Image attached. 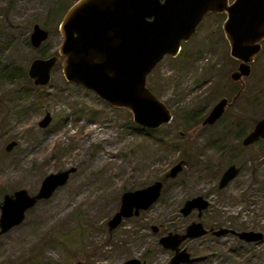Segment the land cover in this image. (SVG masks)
<instances>
[{
	"label": "rangeland",
	"instance_id": "1",
	"mask_svg": "<svg viewBox=\"0 0 264 264\" xmlns=\"http://www.w3.org/2000/svg\"><path fill=\"white\" fill-rule=\"evenodd\" d=\"M74 1L0 0V203L20 188L37 192L48 173L75 168L65 185L0 236V264H122L130 258L167 264L174 251L160 237L183 233L193 221H202L208 233L182 242L191 258L178 264H264V239L247 243L211 231L264 234V140L242 143L264 116V47L246 92L221 120L202 126L201 117L240 87L231 79L238 62L223 30L226 14L208 13L182 54L165 56L147 76L173 118L146 129L127 110L67 81L61 62L45 86L28 77L33 58L58 53V26ZM35 23L49 34L38 47L30 43ZM46 111L51 121L40 127ZM12 140L16 145L6 150ZM178 162L182 170L169 176ZM232 163L241 173L221 189ZM157 180L161 192L149 208L109 225L123 192ZM197 195L210 206L202 217L197 210L184 215L185 202Z\"/></svg>",
	"mask_w": 264,
	"mask_h": 264
},
{
	"label": "water",
	"instance_id": "2",
	"mask_svg": "<svg viewBox=\"0 0 264 264\" xmlns=\"http://www.w3.org/2000/svg\"><path fill=\"white\" fill-rule=\"evenodd\" d=\"M209 12L226 13L223 30L230 44V54L240 61L238 70L231 74L233 80H241L252 72L251 62L262 49L264 40V0H75L64 13L58 29L62 43L58 53L48 57L33 58L27 75L33 85L42 87L51 80V72L61 62L65 79L93 91L114 108H122L132 115L138 126L157 129L171 122L170 108L147 85V76L166 56H176L183 42L189 41ZM49 36L48 31L35 23L30 33L34 47ZM59 56L63 57L60 61ZM227 97L219 100L202 125L214 124L233 103ZM51 114L46 111L38 122L46 127ZM264 138V117L243 140L250 145ZM16 141H10V150ZM183 163L171 167L168 175L174 177L182 170ZM74 167L48 173L37 192L30 194L25 188L6 193L0 203V236L20 224L26 212L42 200L52 196L55 190L66 184ZM241 171L231 164L221 176L219 187L225 188ZM162 182L153 183L121 195L119 210L109 220L117 226L123 218L138 215L149 208L159 197ZM210 206L203 195L188 199L182 213L189 215L194 209L201 212ZM156 230V229H155ZM234 233L240 239L253 242L263 239L260 231H236L221 228L215 232L221 236ZM207 229L201 222L191 223L185 233H172L160 237L164 248L174 251L167 264L189 261L191 253L181 248L188 238L202 236ZM122 264H144L130 258Z\"/></svg>",
	"mask_w": 264,
	"mask_h": 264
},
{
	"label": "flooded vegetation",
	"instance_id": "3",
	"mask_svg": "<svg viewBox=\"0 0 264 264\" xmlns=\"http://www.w3.org/2000/svg\"><path fill=\"white\" fill-rule=\"evenodd\" d=\"M233 1V0H232ZM231 0H230V2H232ZM209 13H216V12H209ZM225 13V12H224ZM226 14V13H225ZM226 18H227V14H226ZM226 18H225V20H226ZM203 21V20H202ZM199 27V26H198ZM198 29V28H197ZM194 36V35H193ZM192 36V37H193ZM188 42V41H187ZM187 42H183L182 43V46H181V51H180V53H178L176 56H170V55H166V56H170V57H177V56H180L182 53V51H184L185 49V45H186V43ZM229 42V41H228ZM261 44H262V49H261V51L257 54V56L254 58V60L251 62V67H252V72H253V69H254V65H255V63H256V60H257V58H258V56L262 53V51H263V47H264V40L261 42ZM230 45V44H229ZM235 59V58H234ZM236 61L238 62V64H237V67H236V69L235 70H233L232 72H231V74L234 72V71H236V70H238V67H239V65H240V61L239 60H237L236 59ZM252 72H251V74H252ZM250 74V75H251ZM249 75V76H250ZM249 76H247V77H243L241 80H238V81H236V80H233L232 79V77H231V79L235 82V83H239V85H240V87H239V89L237 90V91H235V93L233 94V97H232V99H230V96H224V97H227L228 99H229V102H232L234 99H235V101L233 102V103H231V104H229L227 107H226V111H225V113L223 114V116L220 118V119H218L215 123H217L219 120H221L226 114H227V112L230 110V108L233 106V105H235V103L237 102V100L246 92V90H247V81H246V78H248ZM223 98V97H222ZM221 98V99H222ZM221 99H219V100H221ZM218 100V101H219ZM217 101V102H218ZM216 102V103H217ZM215 103V104H216ZM214 104V105H215ZM214 105L212 106V108L214 107ZM212 108L210 109V111L212 110ZM210 111L206 114V115H204V116H202L201 117V120H200V123L202 124L203 123V121L205 120V118L208 116V114L210 113ZM171 114H172V112H171ZM172 116H173V114H172ZM264 117V116H263ZM262 117V118H263ZM261 119V118H260ZM259 120V119H258ZM257 120V121H258ZM257 121L255 122V124H254V126H253V128L243 137V140H244V138L250 133V132H252L253 130H254V128H255V125H256V123H257ZM214 123V124H215ZM214 124H210V125H202V126H204V127H206V126H211V125H214ZM243 140H242V143H243ZM264 140V138H260V139H258L257 141H255L254 143H252V144H250V145H244V146H246V147H248V146H251V145H253V144H256V143H259L260 141H263ZM232 164H234V163H232ZM231 165V164H230ZM229 167V166H228ZM227 167V168H228ZM241 167V166H240ZM226 168V169H227ZM225 169V170H226ZM224 170V171H225ZM241 170H242V167H241ZM224 173V172H223ZM222 173V174H223ZM240 173H241V171H240ZM239 173V174H240ZM238 174V175H239ZM221 179V178H220ZM220 182V181H219ZM146 210V209H145ZM198 211V217H202V215H203V212L206 210H203L202 212L199 210V209H194L190 214H192L194 211ZM141 211V210H140ZM144 211V210H143ZM181 212H182V210H181ZM139 214H140V212H139ZM184 214V213H183ZM189 214V215H190ZM186 216H188V215H186ZM193 222H201V223H203L202 221H193ZM192 222V223H193ZM191 224V223H190ZM189 224V225H190ZM188 225V226H189ZM203 225H204V223H203ZM187 226V227H188ZM204 227L207 229V227L204 225ZM222 228H227V229H233V228H228V227H222ZM187 229V228H186ZM221 229V228H220ZM219 230V229H218ZM218 230H216L215 228H212L211 229V231H212V233H215L216 231H218ZM233 230H236V229H233ZM236 231H238V230H236ZM241 231H245V230H241ZM246 231H248V230H246ZM253 231H255V230H253ZM186 232V231H185ZM185 232H183V233H185ZM175 233H177V232H175ZM207 233H208V229H207ZM206 233V234H207ZM227 234H232V235H234V236H236V237H238L236 234H234V233H227ZM227 234H225V235H227ZM205 235V234H204ZM195 238V237H194ZM239 238V237H238ZM189 239V238H188ZM240 239V238H239ZM263 239H264V237H263ZM263 239H261V240H263ZM187 240V239H186ZM185 240V241H186ZM241 241H244V242H247V241H245V240H242V239H240ZM261 240H258V241H261ZM258 241H253L254 243H256V242H258ZM253 242H247V243H253Z\"/></svg>",
	"mask_w": 264,
	"mask_h": 264
},
{
	"label": "trees",
	"instance_id": "4",
	"mask_svg": "<svg viewBox=\"0 0 264 264\" xmlns=\"http://www.w3.org/2000/svg\"><path fill=\"white\" fill-rule=\"evenodd\" d=\"M72 3H73V2H72ZM70 5H71V4H70ZM64 8H65V7L62 8V11L64 10ZM67 9H68V7H67ZM67 9H66V10H67ZM66 10H65V12H66ZM65 12H64V13H65ZM148 87H149V86H148ZM149 88H150V87H149ZM150 89H151V88H150Z\"/></svg>",
	"mask_w": 264,
	"mask_h": 264
}]
</instances>
